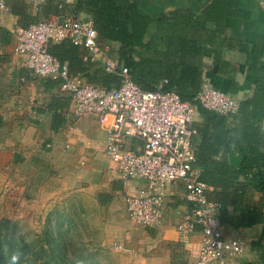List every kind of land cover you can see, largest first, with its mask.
Listing matches in <instances>:
<instances>
[{"label": "built area", "instance_id": "2783aa9c", "mask_svg": "<svg viewBox=\"0 0 264 264\" xmlns=\"http://www.w3.org/2000/svg\"><path fill=\"white\" fill-rule=\"evenodd\" d=\"M73 0H63L71 3ZM35 9L47 0H26ZM0 0V10H6ZM15 53L34 80L60 82L71 99L76 118L93 117L106 133V155L116 165L120 179L134 182L125 191L128 219L144 229L157 227L167 210L168 191L181 186L186 208L176 212L180 241L194 264H241L248 249L242 235L225 231L223 203L211 199L213 187L201 180L192 125L197 107L183 101L173 90H145L136 84L130 69L118 62L99 42L93 20L49 16L14 30ZM70 42L83 50L85 62H98L107 74L121 79L119 88L91 83L81 74L72 75L68 63L50 53L53 45ZM21 78L20 83H25ZM197 104L221 116H237L241 103L203 79L195 97ZM200 236L198 241L195 236ZM116 250L122 249L119 242Z\"/></svg>", "mask_w": 264, "mask_h": 264}, {"label": "crops", "instance_id": "0c3cea01", "mask_svg": "<svg viewBox=\"0 0 264 264\" xmlns=\"http://www.w3.org/2000/svg\"><path fill=\"white\" fill-rule=\"evenodd\" d=\"M138 1L140 13L151 16L175 8L200 12L211 0ZM6 3L7 9L0 10V117L4 122L0 128V146L13 149L14 162H25L24 160L28 159L29 164L33 161L34 166H38L41 161L47 159L49 170L38 172L37 177L43 175L48 178L51 169L61 172L77 167L79 164L91 167L99 164L101 160L111 163L117 176L112 178V182L109 178L108 182L111 183L109 188L101 189L97 193L98 200L100 205L109 206L114 205L122 196L126 213L125 191L135 183L123 182L116 165L107 157L104 129L93 117L76 118L68 94L64 93L59 86L53 85L55 82L59 84L60 82L40 78L34 80L28 67L15 53L14 30L25 27L26 24L36 23L43 15L42 12L46 10L48 1L40 9L32 8L26 0H6ZM74 3L75 0L64 4ZM55 7L53 6L56 14L49 12L42 18L75 17L69 9H63L60 5L58 8ZM78 18L89 19V16L82 13ZM216 43L221 45L215 44V47L220 49L221 61L216 62L215 53L212 50L214 48H212V52L207 53L203 58V79L209 80L217 89L240 101L241 109L242 105L245 108L244 117L253 118L252 116L255 115L259 118V126L264 134V0H242L237 13L227 17L225 34ZM81 51L83 54L82 49ZM91 63L100 65L98 62ZM21 78H26V82L20 83ZM245 103L250 105L245 106ZM242 115L239 113L237 116H229L228 128L232 130L238 128L242 122ZM205 123V118L197 109L193 129L198 131V126L205 127ZM200 141L201 135L197 132L194 142L198 145ZM213 149L214 161L229 160L233 165L240 164L241 155L233 144L230 148L221 145ZM261 152L264 154V148ZM93 176L97 179L100 175ZM76 177L78 180L80 174ZM45 190V185L39 184L36 185L34 192L38 191L43 195L46 193ZM214 191L216 189L213 187L210 196ZM168 194L167 210L162 222L155 228L145 229V233L152 241L160 237L165 243L182 244L176 227L178 222L176 212L186 208L184 191L181 186L173 185ZM260 197L258 193L249 196L253 202L258 201ZM238 216L239 213L233 207L228 209L227 222L224 223L225 231L232 237L239 235L245 237L248 244L245 258L253 262L258 261L257 244L262 225L251 228L235 227ZM199 239V235L194 237L195 241ZM185 249L189 258L192 259L187 247ZM192 262L194 264L193 259Z\"/></svg>", "mask_w": 264, "mask_h": 264}, {"label": "trees", "instance_id": "16d2710c", "mask_svg": "<svg viewBox=\"0 0 264 264\" xmlns=\"http://www.w3.org/2000/svg\"><path fill=\"white\" fill-rule=\"evenodd\" d=\"M47 1L48 6L42 12L44 16L49 12L56 14L53 6L58 8L63 4V0ZM241 3L242 0H211L200 12L175 8L151 16L140 13L138 0H75L74 4L62 7L75 17L87 14L95 24L102 45L106 42L120 45L116 59L130 69L136 84L153 91L166 80L164 91H176L183 101L196 105L206 120L205 127L198 126L197 131L201 135L200 143L196 144L201 180L216 189L209 197L224 204L223 223L227 222L228 209L233 207L239 213L235 227L262 225L257 244L258 261L244 259L241 264H264V154L261 152L264 134L259 126L260 119L255 115L244 117L242 105L241 125L232 130L228 128V117L208 111L195 101L203 82V58L213 50L216 62L221 61L216 41L225 34L227 17L235 15ZM43 15L37 22L46 18H42ZM50 53L62 63H68L72 75L81 74L89 82L108 89L121 85L117 75L107 74L101 65L85 62L81 49L70 42L53 45ZM3 123L0 117V128ZM231 144L241 155L240 164L233 165L229 160L214 161L213 147L230 148ZM254 193L261 195L256 202L249 198ZM9 224V220H0V264H8L12 253L18 252ZM24 247L27 250L29 244L25 242ZM50 250L53 257L41 264H85V258L71 260L63 254L61 259L54 249L50 247ZM41 252L45 251L41 249ZM19 264L38 262L23 257Z\"/></svg>", "mask_w": 264, "mask_h": 264}, {"label": "rangeland", "instance_id": "374dc122", "mask_svg": "<svg viewBox=\"0 0 264 264\" xmlns=\"http://www.w3.org/2000/svg\"><path fill=\"white\" fill-rule=\"evenodd\" d=\"M104 46L113 57L119 56V44ZM12 151L0 146V220L11 222L19 261H49L51 247L61 259L63 254L71 260L85 258V264H193L181 243H165L160 237L152 241L144 228L129 221L122 196L114 205H100L97 193L117 176L111 163L99 160L91 167L51 169L48 178L37 177L49 168L48 160L38 166L28 159L18 163ZM95 174L100 176L95 179ZM39 184L45 185L43 195L34 192ZM116 242L122 249L114 248Z\"/></svg>", "mask_w": 264, "mask_h": 264}, {"label": "clouds", "instance_id": "9594fccd", "mask_svg": "<svg viewBox=\"0 0 264 264\" xmlns=\"http://www.w3.org/2000/svg\"><path fill=\"white\" fill-rule=\"evenodd\" d=\"M20 254L18 252H13L8 260V264H19Z\"/></svg>", "mask_w": 264, "mask_h": 264}]
</instances>
